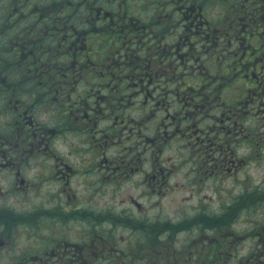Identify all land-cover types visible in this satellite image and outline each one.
Masks as SVG:
<instances>
[{
	"label": "flooded vegetation",
	"instance_id": "1",
	"mask_svg": "<svg viewBox=\"0 0 264 264\" xmlns=\"http://www.w3.org/2000/svg\"><path fill=\"white\" fill-rule=\"evenodd\" d=\"M119 1H133V4H129L130 9L137 5L143 11L135 14L124 7L126 12L116 13L104 3L108 8L99 18L104 25L98 27L94 34L100 35L99 40L103 42L104 39V45L107 48L112 46L115 51L109 54L104 52L107 48L102 49L101 59H94L79 70L84 71L79 78V81L83 79L82 96L94 98V103L109 105V108L102 107L98 116L91 114V105L85 110L71 108V96H81L77 94L76 79H72L71 74L77 70L78 57L86 50L84 46L71 47L74 45L72 34L70 41L69 36L56 49L53 44L43 48L57 50L60 54L55 58L58 60L48 61L43 56L41 60L36 59L41 65L47 64L46 61L50 63V76L42 68L41 77L46 84L55 83V101L68 99L65 105H58L52 111L42 104L41 109L19 107L21 104L12 106L11 87L4 94L0 92V96H3L0 98V264H120L117 259L120 249L131 248L126 244H132L134 248L132 264H140L141 259L154 264L150 253L142 255V245L147 243L150 247L153 244L150 248L153 250L159 242L165 244L163 253L167 261L178 264L176 260L184 259L169 252L174 247L173 239L177 237L179 229L188 232L189 227L197 222H201L200 225L204 222L202 230L212 225L221 229L222 203L220 210L211 213L204 207H193L199 212L194 215H190L186 207L187 211L182 209L183 214L176 219L158 214L153 204L144 209L137 199H132V208L120 211L109 207L99 210L89 204H72V196L69 192L66 196L65 190L79 170L74 163L71 164L70 149L64 152L54 144L51 147L61 137L70 136L71 133L73 136L80 134L87 138V143L92 144L98 139L90 134V129L103 139V144L100 142L98 145L106 144L108 147L109 140L114 141L116 136L125 134L123 132L128 123L131 129L132 124L137 122L138 138H135L137 133L132 130L131 134L135 135L131 138L130 134L126 140L132 156L126 155L127 148L122 137L124 157H132L133 161H127L126 169L119 173L122 168L120 162L124 161L120 156L122 159L111 161L116 166L112 170L117 171L115 175L119 177L137 170L145 173L146 179L155 185V181L161 179L158 173L162 174V169H155L157 156L152 161L149 142L160 139L164 142L169 136H182L188 142L190 153L195 155L187 181L199 189L209 179L235 176L249 164H257L264 153V0H108L107 3L111 5ZM130 32L135 33L133 38H130ZM159 34L167 41H174V44L169 48L164 47ZM129 38L131 41L125 44ZM134 44L136 50H133ZM95 48L99 52L100 47L96 45ZM133 53V59L126 60V56ZM101 62L105 64V71L96 75ZM0 64L8 62L2 59ZM121 72H124L123 77ZM61 79L68 82L65 88L56 84ZM109 82L112 91L104 86ZM43 89L41 86V97L45 94ZM34 92H29L32 97ZM8 102L10 107H5ZM86 103L89 105L87 100ZM45 111H49L46 120L40 122L38 114ZM51 119L52 126L47 121ZM73 122H77L80 128H73ZM185 133L192 137L186 138ZM11 135L17 137L11 138ZM36 136L38 139L30 140ZM142 137L146 145L141 149V140L135 141ZM115 143L112 142L110 146H118ZM41 157L53 162L41 164ZM37 161L39 172L33 178L37 179L39 185L34 193L38 194L41 182L54 185L52 191L55 192L46 188V200L41 205L30 207L34 211L16 207L13 197L23 200L28 195L29 182L25 181V170ZM150 164L152 170L148 176L146 172L149 171L145 168ZM93 169L91 164L85 170ZM8 173L12 178L10 180ZM106 180L103 174L101 182L105 183ZM162 184H159L160 188ZM241 186L232 202L238 201L241 196L247 198L257 194L264 203V181L260 184L246 182ZM88 203L91 202L88 200ZM252 206L253 201L249 199L246 210ZM115 225H122L123 229L128 226L136 231L133 243L119 236L123 244L117 255L111 254L116 250L105 244L106 239L116 238V235L105 231V226L111 228ZM76 226H79V238L71 240L65 234L55 236L57 230L76 229ZM158 227L163 229L157 232L155 228ZM43 228L49 229L48 235L42 231ZM249 228V235L257 234L264 246V216L259 222L250 223ZM154 233L157 238H154ZM42 242L46 244L40 249L28 246L31 243L41 245ZM207 242V245L198 248L197 255L194 252L189 254V251L192 245L198 243H183V257L188 260L201 259V264H220L227 245L222 243V237L207 238ZM243 254L242 258L247 264H264V247L262 250L252 248ZM126 258L130 259L131 256L122 257V262Z\"/></svg>",
	"mask_w": 264,
	"mask_h": 264
},
{
	"label": "rangeland",
	"instance_id": "2",
	"mask_svg": "<svg viewBox=\"0 0 264 264\" xmlns=\"http://www.w3.org/2000/svg\"><path fill=\"white\" fill-rule=\"evenodd\" d=\"M78 2L86 4V6L88 7L86 13H89L88 18L90 17L91 19H94L96 21L100 20L99 18H102V12L105 11L104 9H107L108 7L113 8V10L110 9L111 11H114L116 13L119 12L121 14L127 11L124 9V7H128L129 12H131L132 10L135 14L142 13L143 11V9L137 5L130 9L129 4H133V1L127 3H121L119 1L118 3H111V5H109L110 3H107L108 0H103L102 2H99L98 0L96 2H93V0H0V51L2 52V54L0 52V55H2V58H0V60L3 59V62H8V64H0V92H3L4 94L5 90H7L8 87H11L10 90H12L13 92L10 96L12 100V106L16 104H21V106H18H26L41 109L42 104L45 109H49V111H52L54 108L58 107V105L60 106L62 104H66L68 99H58L55 101V97L57 98V94L54 93L53 89L55 83L46 84L43 82V77H41L42 68L46 69V74L50 76L49 69H51V67L48 61L58 60L55 57H57L60 53L57 52V50H51L50 48H48L50 52H48L47 54V56L49 57L48 61H46L47 64L41 65V68H39L40 64L38 63L36 69H31V71H28L23 67H18L20 69H16L15 66L8 59L12 54L11 52H9V50H18L19 46L16 44L15 41L7 39V37L13 39V36L14 39L20 38L22 34H26L25 38H29L28 41H36L42 43L44 42V47L42 48L46 49L47 44H49V41L46 38H49L51 39L52 44L55 43L53 44V47L54 49H56L59 43H62V37H60L59 35H66V32L62 31V29L64 28L65 30L69 31L68 34L74 35V45H72L71 47L77 48L84 46L83 49H86L83 52V55L78 57V66L76 68L77 70L71 74V76H73L72 79H76L77 94H81V96H71V108H80L81 110H85L91 105L93 106L91 111V114H93V116H98V111L101 110L102 107L109 108V105L94 103V98H85L84 96H82V93L84 92L82 84L83 79L79 81V78L84 75V71L80 72L79 70L86 63L91 64L90 61L94 59H101L99 57L102 54L101 50L107 48V45H104V39H102L104 42L103 43L101 39L99 40V37H97V35L89 36L88 31L91 27L81 28V24L78 23L79 20H82L79 19L80 15L72 14V9L73 7H76ZM104 3H106L108 7ZM28 5L33 6L32 8H30L31 6ZM36 7H39L41 11L38 12ZM98 8L99 13L97 12ZM144 10L146 9L144 8ZM53 12L54 14L51 15L53 19L45 18ZM82 12H84L83 9H81V13ZM33 16L38 18V20L36 21ZM72 16H74L75 19H73ZM115 16L119 17L116 14ZM87 19L85 20L86 22H88ZM93 22L94 21H90L89 24H92ZM73 27H75V29H73ZM11 28H13V31ZM17 29L20 30L17 33L18 36L17 34H15ZM60 31L61 33L59 34ZM130 33V38H133L135 36V33ZM11 34H13V36H11ZM159 35L161 37V34ZM57 36L60 39H57ZM130 38L125 44H128L131 41ZM71 39L72 37L69 39V41ZM168 41L165 38L161 37V43L164 44V47L169 48L174 44V41L171 42L170 39H168ZM96 45L100 47L99 52L95 48ZM32 46L34 47L33 50L41 49V46L39 45L33 44ZM33 47H28L25 50L26 54L30 52L33 53V50L29 52V49H32ZM136 49L137 46L134 44L133 50ZM106 51L109 54H112V51H115V48L109 46L106 50H104V52ZM121 52H123V50ZM134 56V53L132 54V56L131 54H128L126 56V60L130 61L133 59ZM25 60H27L26 57H24L23 61ZM92 71L95 70L92 69ZM101 71H105V64L102 62L97 66L95 74L100 75ZM120 75L121 77H123L124 72H121ZM48 78L52 79L53 77ZM110 83L111 82L104 86L112 91V88L109 87ZM32 84H34L35 86V92L33 97L29 93L30 88L33 86ZM56 84L59 87L63 86L65 88L68 82H65L64 79H61ZM41 86L44 87L43 91H45L43 97H41ZM18 92H21L22 94L19 95ZM2 97L3 96H0V98ZM19 97L23 100H21ZM86 100L89 105L86 103ZM97 105H99V108L97 107ZM8 106L10 107L9 102L8 105H6L5 107ZM49 111H45L42 114H38L40 122L41 120H46L45 117L46 115H48ZM34 117L37 118V116ZM47 121L50 126L53 125L52 119ZM72 126L73 128H80L77 122H73ZM129 126L130 123H128V125L126 126V130L123 132L125 134H120V137L116 136V139L114 141L112 139L109 140L108 147L106 144L98 145L100 142L101 144H103V139H101L96 133H94L90 129V134L95 135V137L98 139L97 142H93L92 144L87 143L86 137L80 134H76L73 136L72 133L70 134V136L61 137V139H57L54 141L56 143H52L51 147H53L54 144V146L60 149L61 151L67 152L70 149L71 155L69 157L72 161L71 164L74 163L77 166V169L79 170L76 174L73 175L74 177L72 179L71 185L67 188V190H65V194L69 192L70 197L72 196V204L77 203L82 204L83 206H88L89 204L92 208L99 210H103L109 207L111 209L120 211L121 209L128 210L129 208H132V199L135 201L137 199L138 201L142 202L144 209H147L149 205L153 204L155 207L154 211H157L158 214L163 215L164 217H172L176 219L180 218V216L183 214V212H181L182 209L186 210V207L189 208L188 212L190 213V215H194L199 212L193 210V207H204L207 211L211 213V211L215 212L217 210H220V205L222 203L223 208L221 210V229L213 228L212 225V227H208L207 230H202L204 222L201 225V222L193 223L189 227L188 232H183L181 229H179L177 237L173 239L174 247L169 253H175V256L177 258L180 259L181 256V258H183L184 260H176L175 262L178 264H182L183 262H185V264H201V259L188 260L187 258L183 257V255H185L182 252L184 250L182 249L183 243H198L197 245H192L189 251V254L194 252L197 255L199 254L198 248L207 245V238L218 239L222 237V243L225 242V244L227 245V249L223 252V255L221 257L220 264H247L246 260L242 258V255H244L243 253L248 252L252 248H258L259 250H262L264 246H262L261 244V238H258L257 234L256 236H250L249 227L250 223L259 222L264 216V203L262 204L263 200H260V196H258L257 194H253L252 197L247 198H245V196H241L236 202H232V200L234 199L233 197L237 196L234 194L239 193L242 187L241 185H243L244 183L247 182L249 184L250 182H252L253 184H260L262 181H264V153L262 154L261 158L257 160V164H249L246 168L240 169L235 174V176L234 174H232L233 176L223 177L222 179H209L207 183L203 186V188L199 189L196 186L190 185L187 181V173L189 171V168L191 169L193 162L195 163V155H192L190 153L191 149L188 145V142L185 141L182 136H169L165 139L164 142L163 139H160L158 142L155 141L154 143L149 142L150 146L152 147V161L154 160V156H157V163L155 164V169H162V174L158 173V176L161 179L156 180V184L153 185V182H149L146 179L147 176L145 175V173L137 172V170H135V173L130 172L129 174H126L122 177H119V175H115L118 174V172H114L112 170V168L116 167L115 163H113V160L122 159L120 158V156H123L124 161L120 162V166L122 168L119 173H122V171L126 169V167L124 166L127 164V161H133L132 157H124L123 138L125 140V148H127L126 155L130 154L132 156V152L129 151L128 148L130 146L128 145L129 142H126V140L129 138V135L131 134L130 131L132 130L137 133L135 138H138V123H133L131 129ZM36 135L38 136L39 134L36 133ZM134 135L135 134H131L130 137L132 138ZM16 137V135H11V138ZM185 137L191 138L192 135L189 133H185ZM34 139H38V137H32L30 140ZM138 140H141L139 141V146L142 149L146 145L144 144L143 137L137 139L135 143ZM112 142H116L115 144L118 143V146H110L113 145ZM145 143H148V141ZM118 148L120 149L119 152H117ZM43 149L44 148H42L41 150L42 154L44 151ZM239 153H241V150ZM144 156L145 155H143V157ZM136 157L137 156L133 157L135 161ZM19 159L20 158H17V160ZM45 162L52 163L53 161L49 160V158H46L45 160L41 157V164H44ZM91 164L92 166H94V169L91 171L85 170ZM37 165L38 161L35 164L31 163L29 167L25 170V181L29 182L27 190L28 195H26V197H23V200H20L18 198L16 199V197H13L15 198L14 200L17 203V205H15L16 207L32 209L30 207L37 206L39 204L41 205L43 201L46 200V195H48L46 193V188H49L51 192H55L52 191L55 189V187H53L54 185H47V183L41 182V189H37L38 194L34 193V191H36V186L39 185L37 179L33 178L35 175H38L39 172L38 168L36 167ZM145 169L149 171L146 172L149 176L152 170L151 164L150 166H148V168ZM103 174L107 178L105 183L101 182V176ZM107 175L109 176V180ZM7 177H9V180L12 179L9 173ZM247 178H249L250 180H247ZM0 179H2L1 175ZM162 182L163 187L160 188L159 184H161ZM140 189L143 190L139 191ZM249 199H252L253 206L252 208L246 210V204ZM88 200L91 203H88ZM229 205H231L232 207L227 208V206ZM79 226H76V229L71 228L70 230H57L55 236L65 234L67 238L71 240L79 238ZM99 227L103 228L102 225H99ZM123 228L124 227L122 225H115L111 228L105 226L104 228L105 231L110 232L111 235H116L115 239L113 238L110 240L108 238L105 241V244L108 247H111L113 250H116L115 253L111 254L117 255L120 245L123 244L122 240L119 239V236H124L127 242H134L133 237L135 236L136 231L128 226H126L125 229ZM162 229V227L155 228L157 232ZM42 231L46 235H48L47 233H49L48 228H43ZM204 232L207 235L203 236ZM155 233L153 234L154 238H157V234ZM43 244H46V242H42L41 245L31 243L28 246L40 249L43 247ZM129 245H131V248L128 250L120 249L121 255L119 254L120 256H117L118 261L121 262L120 264H132L131 259L133 256L132 254L134 253V248L132 247V244H126V247H128ZM152 245L149 247L147 243H144L142 245V249L144 250L142 251V255H147L148 253H150L152 259H154V264H169L170 262L167 261L168 258L165 257L163 253L165 251V244H161L159 242L157 246L153 247V250H151L150 248L152 247ZM178 245L180 246L179 248ZM126 255H130L131 258H126L125 262H122L121 258ZM140 264H148V262L145 259H141Z\"/></svg>",
	"mask_w": 264,
	"mask_h": 264
},
{
	"label": "trees",
	"instance_id": "3",
	"mask_svg": "<svg viewBox=\"0 0 264 264\" xmlns=\"http://www.w3.org/2000/svg\"><path fill=\"white\" fill-rule=\"evenodd\" d=\"M28 6H31V5H28ZM32 6L30 8H32ZM36 9L38 10V12L41 11V9L39 7H36ZM81 9H83L84 12L81 13ZM72 10H73V13L72 14H74V15H80L79 19H82V20H79L78 23L81 24V28H83V27H91L90 30L87 28L89 30L88 32H91V35H95L94 33H97V31H95V30H97L98 27L104 25V23L102 25V22H103L102 20H97L96 21L94 19H91L90 17L88 18V16L85 15L86 12H87V10H88V7L86 6V4H83V3H79L78 2V4L76 5V7H73ZM34 14H36V13H34ZM52 14H54V12L51 13L50 15H48L45 18L46 19L47 18L53 19V17L51 16ZM33 18L36 21L38 20V18H36L34 16H33ZM72 18L75 19L74 16H72ZM86 19H87L88 22L85 21ZM90 21H94L95 23L93 22L92 24H89ZM11 29L13 31V28H11ZM35 29H37V28H35ZM63 29H62V31L63 32H66V35L65 34L63 36L62 35H59L60 37H62L61 42H62V40H66L69 36L70 37H73L71 34H68L69 31H67L65 29L63 30ZM73 29H75V27H73ZM19 31L20 30L17 29L16 32H15V34H17ZM60 33H61V31L59 32V34ZM8 36H10V35H8ZM11 36H13V34H11ZM17 36H18V34H17ZM25 36H26V34L25 35L22 34L20 38H16V39H14V36H13V39L10 38V37H7L8 40L15 41L16 44L19 46L18 47V50H15V49L9 50V52H11L12 54H11V56L8 59L13 62V65L15 66L16 69H20L18 67H23V68L27 69L28 71H31V69H36V66H37L38 63L40 64L39 68H41V63L39 61H37V60H39V59L41 60V56H43L45 59H48L49 57L47 56V54L50 51L49 50H44L42 47H41L42 49H35V50H33L34 49V47L32 46L33 44L42 46V44H44V42L43 43L42 42H36V41H31L30 42V41H28L29 38H25ZM97 37L100 38L101 36L100 35L99 36L97 35ZM56 38L57 39H60L58 36ZM46 39L49 41V44L52 45L51 39H49V38H46ZM53 44H55V43H53ZM28 47H33L32 49L31 48L29 49V52L31 50H33V53L30 52V53L26 54L25 50ZM24 57L27 58V61L28 62H24L23 61L24 60ZM31 57H35V58H31ZM32 85L33 86L30 88L29 92H32L33 90L35 91V86H34V84H32Z\"/></svg>",
	"mask_w": 264,
	"mask_h": 264
}]
</instances>
